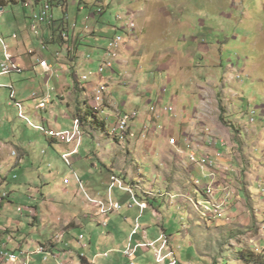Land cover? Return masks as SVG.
Wrapping results in <instances>:
<instances>
[{
  "label": "rangeland",
  "instance_id": "rangeland-1",
  "mask_svg": "<svg viewBox=\"0 0 264 264\" xmlns=\"http://www.w3.org/2000/svg\"><path fill=\"white\" fill-rule=\"evenodd\" d=\"M59 4V0L53 2L54 7ZM67 6V13L54 9L53 16L61 20L67 14L69 28L75 24V31H68V36L80 40L79 63L70 47L67 50L66 46L49 43L50 32L34 35L31 8H24L22 3L0 7V38L10 53L27 62L23 72L0 76V143L6 144L0 167V198L5 196L0 201V228L5 229L0 231V244L8 238L11 251L20 254L14 264H81V255L97 264H130L118 252L129 235L130 222L106 229L90 217L78 224L83 216H91L86 208L90 207L87 194L96 192L100 196L97 199L107 197L109 156H114L115 170L133 172L145 185L155 179L157 166L163 171L168 186L164 188L169 192L181 194L193 186L195 199L184 198L190 206H170L165 190L161 198L162 224L168 235L177 236L181 227L189 224L185 230L188 235L184 236V231L175 244L183 262L264 264V0H72ZM92 13L96 17L87 20ZM117 35L123 37V46L116 51L113 73L105 71L102 78H91L105 88L102 105L93 108L91 86L81 78L89 71L94 73L101 62L99 58L95 63L86 61L94 60L102 47L109 48ZM58 36L57 32L54 37ZM3 55L0 42V64ZM41 59L52 67V73L38 66ZM73 74L80 77L78 84ZM32 94L39 100L48 96L51 103L44 110H36L35 102L39 101L31 100ZM86 99L85 110L96 111L103 130L85 127L84 135L89 137H83L82 132L78 155L70 158L67 166L61 159L62 148L49 144L39 128L60 130L64 126L71 131L75 119L71 122L70 118ZM107 100L111 108L105 105ZM15 102L22 103L25 118L19 117ZM164 107H172L173 112L157 117L154 111ZM125 115L131 117L128 123L134 137L118 142L111 132L116 129L117 117ZM200 122L205 129H210V124L217 126V133L228 131L229 146L234 145L225 156L237 186L232 194L224 180L223 190H229L234 198L238 194L241 205L230 216L225 205L224 210L213 212L227 219L218 224L204 211L210 196L211 203L221 205L217 195L207 189L205 174L192 168L189 178L178 152L174 158L170 151L161 156L154 140L157 135L175 139L183 132L193 134ZM171 138L160 140L168 142ZM68 147L69 151L74 149L73 145ZM20 148L29 157L21 166H14L16 157L11 152L19 154ZM121 193L113 189L114 200ZM30 208L35 216L28 215ZM125 211L123 206L119 213ZM148 218L144 214L141 224ZM16 223L19 228H12ZM106 242L113 248L104 249ZM37 250L44 253L37 254ZM106 250L108 257L103 256ZM241 254L246 258L241 259ZM148 257L150 264H156L150 254ZM3 258L0 253V264H12ZM134 264L144 263L136 258Z\"/></svg>",
  "mask_w": 264,
  "mask_h": 264
},
{
  "label": "built area",
  "instance_id": "built-area-1",
  "mask_svg": "<svg viewBox=\"0 0 264 264\" xmlns=\"http://www.w3.org/2000/svg\"><path fill=\"white\" fill-rule=\"evenodd\" d=\"M72 0H63V6H58V7H51V6H40L39 9L34 12V14L31 16V27L30 29L34 33L35 36L39 37L41 33H44L46 31L50 32L55 31L56 29H61L62 32L61 38L63 41H68L69 36H68V31H75V24L72 25L69 28L68 24V18L67 14H64V17L61 20H55L53 16V11L54 9H62L66 13L68 11V3H70ZM32 1H29V3H26L28 5L31 4ZM42 8H51V15H42ZM100 14H102V10L98 9ZM96 13H92L87 20L90 18H95ZM118 20H122L121 17L117 18ZM134 26L135 25L133 22H131ZM43 28V31H41ZM12 39L17 40V35L12 34L11 36ZM0 42L3 45L4 49V60L0 64V76L4 75H9L11 73L17 72L21 73L25 70L20 64H19V58L15 57L12 53L9 52V47L6 45L3 39L0 38ZM42 49H46V47L43 45V42H41ZM109 48L107 47H102L101 51L97 54L98 56L95 57L94 60H90V62H95L98 58H107V66L105 71H111L113 73V62L117 58V53L122 46H123V37L120 35L115 36V42H109L108 44ZM38 66L45 72V73H52V67L48 64V62L45 59H41L38 63ZM89 72L86 74V80H89ZM237 79L240 80V76L237 77ZM165 91V90H164ZM163 91V92H164ZM12 94V99L14 100V91L11 90ZM39 96L37 94H32L31 95V100L33 101H39L38 103L35 102V107L38 110H44L46 109V106L50 104V99L48 96L44 97L43 99H38ZM15 107L16 109H21L20 108V102H15ZM163 109V110H162ZM162 109H159L158 112H155L153 109L151 111H154L155 114H157V117H160L163 113L167 112H173L172 107H164ZM22 110V109H21ZM137 115L136 113H133L132 116ZM28 125H30V121L27 122ZM115 127H125L126 128V135L121 136L124 137V141L128 140L129 138H133L134 135L130 132V127L128 123V118L120 119L118 123L115 124ZM51 132H57L58 133V139H62L63 141H66L67 144L69 141H77V136L82 134V131H80V123L79 127L77 128V134L75 138H68V129L66 130H51ZM201 134H208V142L207 144L209 146H217L220 145L218 143V140L212 136V133L206 130L204 127L202 129ZM200 134V135H201ZM193 136L188 137L187 142H186V149L190 152L188 154V162L191 163L192 168H197L202 173H204V179H207L209 183L205 184L207 186V189L211 190L215 195L220 194L219 201L221 202L222 205L226 206V210H228L229 203L232 201L234 196H231V192L229 190H223V183H221V186H217V181H218V173L217 170L221 169V166L219 165L220 162V151H216L214 155H211L209 153H204L197 157V152L194 149L193 146ZM170 144H176V140L171 138L169 140ZM80 146H78L79 150ZM197 148V145H196ZM78 152L76 153H65L62 155L61 159L65 163V165L70 166V158L74 157L77 155ZM229 165H227L223 172H227V168ZM76 181L78 182L79 186L82 187V182L79 179V177L76 175ZM109 184L110 186L108 187V198L106 200H91L89 199L90 203L93 204V207L95 208V216L99 217V225L102 227L106 228L108 226V220L107 218L113 214V213H119L123 206L114 201L112 198V190L113 189H119L125 192L126 194L129 195L130 197V202L128 203V208H132L133 206H136L140 209L142 212L143 209L145 208V205L141 202H139L134 194V192L130 191V188L127 186L125 181L119 176L116 175H111L109 178ZM4 195L1 196L0 201L4 199ZM17 212L22 213V209L18 208ZM28 215L29 216H35V210L33 208L28 209ZM211 217H214V221H224L226 222L227 219H222V214H214L211 212ZM140 230V226L138 222L136 221L134 224V227L131 231L130 239L138 233ZM0 231L4 232V228H0ZM139 249L143 250H151L153 254V258L156 264H174L175 261H179L178 258L175 255V252L173 248L170 245V242L168 238L165 235H161L158 239L155 241H149V242H141L137 243L136 245H132L130 242L128 243L127 247L121 252L122 256L126 258L130 264H134V261L136 259V252ZM264 249V246L262 247ZM0 253H6L9 257L12 258V264L16 263L20 259V254L16 251H11V248H9V245L7 243V239L2 243L0 246ZM37 254H43V251H38L36 252ZM110 253H105L103 256L108 257ZM48 256V254L46 255Z\"/></svg>",
  "mask_w": 264,
  "mask_h": 264
},
{
  "label": "crops",
  "instance_id": "crops-1",
  "mask_svg": "<svg viewBox=\"0 0 264 264\" xmlns=\"http://www.w3.org/2000/svg\"><path fill=\"white\" fill-rule=\"evenodd\" d=\"M59 2L62 5L63 1L62 0H59ZM25 43H26V38L23 41V44L24 45H25ZM15 57H18L19 58V61L18 62H19V64L23 68L27 67L26 60H23L21 56H16L15 55ZM93 65H95V64H93ZM63 67L66 68L65 66H63ZM90 67H92V66H90ZM73 75L77 79V83H78L80 77L77 74H73ZM108 78H110V77H108ZM88 85L91 86L90 89L92 91V84L91 83H88ZM86 101H87V99L84 101L83 106L81 107V110H82L81 113L82 114H85V112H86V110H85V106L87 105V102ZM62 102H64V101H62ZM109 102L110 101L107 100L106 103H105V105L111 108V105L109 104ZM66 106L68 107L69 110L72 109L71 107H69V106H71V104L68 105L66 103ZM34 116L35 117H38L37 114H35ZM70 117H71V115H70ZM69 118L66 116V119H69ZM73 118H74V116L70 118L71 119V122H72ZM167 126H170V125H167ZM204 126L205 125H203L202 122H200V123H198V125H196V128H197V131L198 132H195L193 134H188L187 132H183L180 136L174 137L175 140H176V144H175V146L174 145H171L173 147H171V146L168 145V144H170L169 143V140H168V142H165L167 139H169L171 137H169V138L166 137L165 138L164 135L163 136L157 135L154 138V140H157V142L159 144V148H160V151H159L160 153L159 154L161 156H164V154L167 153V151H170V153L172 154V157L174 158V155L176 154V152H178V154L181 156V160H180L181 163L180 164L187 169V171L189 173L188 174L189 175V178H191V175L193 174L194 169H192V166L188 162V155H187L186 151H184V150L186 149V142H187L188 137H192L193 136V139H194V142H193L194 149L197 150L200 155H202V154H204L206 152L209 153V154H211V155H214L216 153V151H220V156H221V153H222L224 159L221 158V160L219 162V165L221 166V169L217 170V173H218L217 186L220 187L221 186V183L225 180L228 183L227 185H229L232 194H234V190H235L234 188L237 186V183L234 182V180H236L237 178H231V173H233L234 170L231 171V172H227V173H224L223 172L224 168L227 165H230V163H229L230 160H228V157L225 156V151H229L230 150V147H233L234 146V145H231V144L229 146L230 133L227 130H226L227 131L226 134L224 132H222V131H220L219 133H217L215 131V130H217V126L215 127L213 124H210L209 127H210V130L212 131L211 132L212 133V136L214 138H218V139H221L222 138L225 141V146H222V145L209 146L207 144L208 137L207 136L200 135ZM49 127H51V126L49 125ZM59 129L60 130H66V128L64 126L59 127ZM193 130H195V128ZM162 131L165 132V126H163ZM170 131L173 132L172 129H170ZM153 134H155V133L153 132ZM85 136H88L89 137V135H84L83 134V137H85ZM153 136H155V135H153ZM162 137H163V139L165 141L160 140V138H162ZM47 141L51 145L52 144H56V145H59L62 148L61 149V157H62L63 154L67 153L70 150V148L68 146H66V145L56 143L54 141L49 140L48 138H47ZM82 141H83V139H82ZM196 145H197V148H196ZM167 148H168V150H167ZM204 148H205V150H204ZM5 150H6V144L0 143V167H1V164H2V162H1L2 161V156L4 155V151ZM233 151H234V149H233ZM11 155L13 157H16V160L14 161V164H13L14 166H21V164L25 161V157H29V154L27 153V151H25L23 149H21V152L19 154L18 153H14L12 151L11 152ZM108 158L110 159V161L111 160L112 161H111V167H108L109 168V172H108V175H107L108 176L107 181L109 182V178H110L111 175H113V174L118 175L119 177H121L125 181L126 184H129V185H133L134 186L133 187V192H134L137 200L145 205V208L141 212L140 209L138 207H136V206H133L132 208H128V203L131 200H130L129 195L126 194L125 192H123L122 190L117 189L118 191L122 192L121 195H119V198L118 199L114 200L113 195H112L113 200L116 201V202H118V203H120L122 206H124L126 208V211L124 213H113L110 218L108 217L107 218V220H108V226L106 227V229H110V228L111 229H114L120 223H128V222H130L132 224V225L131 224L130 225L133 228L136 221L138 222V224L140 226V230L138 231V233L136 235H134L131 239H130V235H131V227H130L129 235L127 236L126 240H123L122 248H121V250L118 251L119 254L122 256L121 251L123 250V248H125L127 246V244L129 242L132 245H136L137 243H141V242L155 241L161 235H165L168 238V240L170 242V245H171V247L173 248V250L175 252L176 257L181 262L182 260L180 259L179 253L177 251V249H179L180 247L179 246H175V244H178V239L181 237L182 233L186 230V227L189 224H187L186 226H182L181 227V230L178 232L177 236H175V235H168V231L165 228L166 226L164 224H162L163 223L162 222L163 221V219H162L163 216L161 215L163 213V203L161 201V198L163 197L162 191L165 190V192H166L165 194L169 197V199H170L169 205L170 206H176V208L182 209L183 206H185V205L188 206L189 205V203H187V201L184 198L188 197L189 198V201H192V198L195 199V197L197 196L196 195V191L193 188V186L191 188H189V190L187 192L183 188V190L185 192H182L181 194L180 193H175V192H169V189L167 190L166 188H164V185H166V187H168V186H167V183L164 182V179L165 178L162 176V172L163 171H158V169L155 168L157 166L154 167V170L156 172L155 179H153L151 181L150 185H145L143 183V181H142V178L134 177L133 176V172L132 173L131 172H127L126 174H124L126 171H123L122 170V173L123 174L122 173H119L118 171H121V170H115L114 169V168H116V163L114 162V156H113V158L111 156H109ZM102 165L105 166L103 163H102ZM195 169H197V168H195ZM261 170H262V172H264V168H262ZM223 174H227V175L224 177ZM234 174L237 175V172H234ZM259 179H258V181H260ZM44 184L46 185V184H48V182L46 181ZM96 196L97 197H100L99 194L96 193V192H94V194H87L86 195V197H88L91 200L100 201V200H106V198H108V192H107V197L104 198V199H97ZM237 196H239V195L237 194ZM237 196H235V198L233 197L232 201L229 203L228 210H227V213H228L229 216L232 215V214H235L236 211H237V207L239 205H241L240 204L241 198L237 199L236 198ZM170 197H173V198H170ZM174 197H176V198L174 199ZM217 198H220V194L217 195ZM42 203H46V200L42 201ZM89 204H90V207L88 205L86 208H87V210H90L89 211V214L91 213V216H89V215L88 216L87 215L86 216H83L82 217L83 218L82 221L78 223L79 226L83 223L84 220H90L91 219L90 217H93L91 219L92 222H94L96 225L99 226V217H96L95 216V211L96 210L93 207V204L90 203V201H89ZM144 214L149 217L147 219L148 222L146 224H141L140 220L142 219V216H144ZM191 218H192L191 215H189V219H191ZM69 221L70 220H67V223H65L64 226H67V224H68ZM210 221L213 222L214 224L215 223L216 224L220 223L219 221L218 222H215L214 220L213 221L210 220ZM15 227L19 228V224L16 223L15 226L12 227V228H15ZM110 232H111V230H110ZM18 233H19V230H18ZM187 235H188V231H185L184 236H187ZM111 244L112 243L106 242L103 245V248L104 249L113 248ZM22 245H24V244H22ZM108 251L109 250H106V252H104V254L105 253H108ZM149 254L153 258L152 251L139 249L136 252V258L141 259L144 264H150V262H149L150 260H149V257H148ZM81 256H83L85 258V261L87 263L89 262L90 264H97V263H93V261H89L85 255H81ZM181 263L182 264H186L183 261Z\"/></svg>",
  "mask_w": 264,
  "mask_h": 264
},
{
  "label": "bare ground",
  "instance_id": "bare-ground-1",
  "mask_svg": "<svg viewBox=\"0 0 264 264\" xmlns=\"http://www.w3.org/2000/svg\"><path fill=\"white\" fill-rule=\"evenodd\" d=\"M40 3H42V6H51L52 7V4L50 3L49 0H40ZM63 4V3H62ZM61 5V3L59 4V6ZM50 9L51 8H42V15H51V12H50ZM129 26V25H128ZM128 29V28H127ZM130 30V28H129ZM111 42H115V38L111 41ZM89 59V57H88ZM87 60V58H86ZM100 60V65L97 67L96 71L93 73V71H89V80H86V75H83L82 76V81L86 84L88 83H91L92 84V99H93V102H94V106L93 108L95 107H98V106H101L103 101H104V86L100 85L99 82L98 84L94 83L93 81H91V78H94V77H100L102 78L104 72H105V69H106V66H107V58H99ZM86 62H90L89 60H87ZM86 74V73H85ZM99 78V79H100ZM102 83V82H101ZM95 84V85H93ZM105 85V84H104ZM10 98L12 99V94H10ZM20 108L22 109H18L19 111V117L21 118H25L26 115L24 113V109H23V105L20 103ZM36 109V108H35ZM37 110V109H36ZM137 115H134L132 116V118H135ZM117 121L116 123H118V121H120V119H124V118H128V121L131 119V117L125 115L124 117H121V116H118L117 117ZM79 123H80V120L79 119H75L74 120V124L73 126L71 127V131H68V138H75L76 137V134H77V128L79 127ZM33 124V123H32ZM80 129H81V123H80ZM206 130H208L209 132H212L210 131L209 128H207ZM39 131L42 132L44 134V136L46 138H48L49 140H53L54 142L56 143H61V144H65V145H73L74 146V149L72 151H70L69 153H75L76 152V149L78 148V146H80V137H81V134L77 136V141H69V143L67 144L66 141H63L62 139H58V133L57 132H51L50 129H45V128H39ZM81 131V130H80ZM111 135L113 136H116V140L118 142H124V137H121V136H125L126 135V128L125 127H116L115 130H112L111 132ZM202 136H207L208 137V134H201ZM115 138V137H114ZM218 143H220V145L222 146H225V143H224V140L221 138V139H218ZM127 142V141H126ZM208 142V141H207ZM205 150V148H204ZM207 150V149H206ZM191 164V163H190ZM227 172H230V170L227 168ZM226 173V172H225ZM117 176V175H116ZM124 181V180H123ZM133 182V181H132ZM129 183V182H128ZM139 184V183H138ZM197 184H199V182L197 181ZM137 185V184H136ZM127 186L130 188V191L133 192V185H129L127 184ZM138 188V187H137ZM135 189V188H134ZM138 190V189H137ZM149 195V194H148ZM171 198V197H170ZM213 199V197H209V199L207 200V205H205V209L204 211H206V214L209 215L211 214V212H215V211H218V210H224L223 208V205L221 204L220 206H215L213 203H211V200ZM202 208V207H201ZM9 239H7V243ZM2 244H0L1 246ZM13 251V250H12ZM1 255L4 256L3 260H11L12 262V258L9 257L6 253H1ZM180 263V262H179ZM177 261L174 262V264H179ZM181 264V263H180Z\"/></svg>",
  "mask_w": 264,
  "mask_h": 264
},
{
  "label": "trees",
  "instance_id": "trees-1",
  "mask_svg": "<svg viewBox=\"0 0 264 264\" xmlns=\"http://www.w3.org/2000/svg\"><path fill=\"white\" fill-rule=\"evenodd\" d=\"M31 4L28 5L26 3V0H0V7H6L7 5H17L19 3H22L23 7L24 8H31V14L33 15L34 12L37 11V9H39V2L40 0H31ZM50 3L52 4V7H54L53 5V2L55 3L57 0H49ZM60 6H63L60 5ZM31 15V16H32ZM58 32L59 36H58V39H56L54 36L55 34ZM56 31H51V37L47 38V40L49 41V43L51 45L53 44H58L60 45L61 47L63 46H66L67 50H69V47L71 48V50L69 51H73V53H76L75 56H73L74 58L77 59V63H79V58H78V51H79V47H80V40L77 38H70L68 39V41H63L62 38H61V33L62 30L61 29H56ZM56 32V33H55ZM91 32V31H90ZM95 34L94 30L91 32V37ZM98 54V53H97ZM78 84V83H77ZM78 88V87H77ZM89 108V107H88ZM90 109V108H89ZM78 111L74 114V118L73 119H79L80 120V123H81V129H82V132L84 134V129L85 127H88L89 130L91 131H95V129H102L103 130V122H99V120L97 119L95 113L96 111L90 109V111H86L85 114H82L81 113V110L77 109ZM221 120H222V117H221ZM47 137V136H46ZM53 141V140H52ZM78 151V150H77ZM225 173V172H224ZM118 176V175H117ZM80 260H81V264H88L86 261H85V258L83 256H80ZM240 258L243 259V258H246L245 256H243L242 254L240 255ZM245 260V259H244Z\"/></svg>",
  "mask_w": 264,
  "mask_h": 264
},
{
  "label": "clouds",
  "instance_id": "clouds-1",
  "mask_svg": "<svg viewBox=\"0 0 264 264\" xmlns=\"http://www.w3.org/2000/svg\"><path fill=\"white\" fill-rule=\"evenodd\" d=\"M3 8V7H2ZM113 175H115V174H113Z\"/></svg>",
  "mask_w": 264,
  "mask_h": 264
}]
</instances>
